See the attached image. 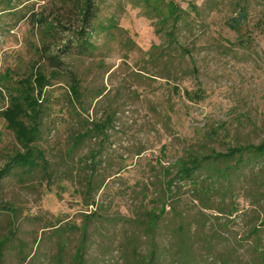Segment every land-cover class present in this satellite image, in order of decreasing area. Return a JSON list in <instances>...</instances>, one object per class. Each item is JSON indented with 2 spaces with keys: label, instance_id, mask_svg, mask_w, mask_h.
<instances>
[{
  "label": "rangeland",
  "instance_id": "374dc122",
  "mask_svg": "<svg viewBox=\"0 0 264 264\" xmlns=\"http://www.w3.org/2000/svg\"><path fill=\"white\" fill-rule=\"evenodd\" d=\"M99 4L96 51L78 58L62 53L79 25L71 0H0V171L25 151L8 111L21 104L31 115L36 99V146L51 172L15 169L0 181V264H58L60 243L64 264H72L85 227L88 264H124L119 248L131 233L141 255L154 239L171 257L179 222L195 264H264V158L233 164L231 176L223 164L191 180L179 176L191 153L264 142V0ZM242 8L248 21L234 31L227 21ZM47 56L66 71L51 68ZM193 64L198 74L189 75ZM106 120L104 136L76 147L85 127ZM149 211L164 212L154 238L129 226Z\"/></svg>",
  "mask_w": 264,
  "mask_h": 264
},
{
  "label": "trees",
  "instance_id": "16d2710c",
  "mask_svg": "<svg viewBox=\"0 0 264 264\" xmlns=\"http://www.w3.org/2000/svg\"><path fill=\"white\" fill-rule=\"evenodd\" d=\"M71 3L73 5V9L79 17V25L75 29H72L73 38L62 47V53L66 56H76L78 58L93 57L96 51L93 36L100 31V26L98 25V20L101 14L99 0H71ZM153 9L157 10V8ZM178 11L179 10H176L174 6L172 7L173 17L171 18L175 19L176 24L180 19ZM248 17L249 15L247 9L242 8L237 16H233L228 19V26L234 31H239L241 27L247 23ZM174 35H176L174 32L170 33V37H173ZM181 51L182 56L188 52L184 48H181ZM47 61L49 66L54 70L58 72H60V70L66 71L64 63L58 57L47 56ZM189 73V75L198 74L195 64H193L191 72ZM68 77L71 81V94L76 100H80L81 93L79 81L73 72H69ZM32 102L33 104L29 101L27 105L30 107L29 110L32 113L31 115H27L26 108L21 104H18V107L15 105L11 111H8L9 116L7 118L10 127L17 135V138L20 140L19 143L25 151L17 153L10 159L3 170L0 171V181L10 176L15 169L21 170L22 174L28 172L31 174L34 170L39 169L46 176L49 177L51 175L50 164L46 159L45 153L36 146L37 142L41 139L42 110L36 99H32ZM36 106L39 108H36ZM27 121L29 124L25 123ZM108 123L109 120H106L105 123L94 124L91 128L85 127V132L83 134H79L75 138L77 142L76 147L80 146L83 140L88 137L92 139H96L98 136L101 137L105 132H107ZM259 158H264V142L259 145L231 147L225 153H219L216 151H213L209 155L191 153L181 161L179 176L182 180H191L195 174H199L204 169L208 172L228 169L229 175L231 176L235 171L234 169H239L240 167L246 165V163H252L254 160ZM219 164L227 166L222 169L217 167ZM233 164H237L238 167L232 168ZM163 216L164 212L156 213L155 211H149L142 217H138L137 221H130L129 226H132V229H138L146 236H152L154 238L157 236L159 231H162V227L160 225L163 220ZM54 228L52 226H48L45 230ZM131 234V237H125L123 245L119 248L124 264L196 263L197 253L192 248L193 244L189 245L192 238L189 236L187 226L183 222H179L175 233L173 232L174 235H177V241L175 243L176 249L172 251L173 255L171 254V257H169L168 254L169 248L164 246V243L155 241L154 239L151 241L148 254L141 255L136 234ZM88 239L87 228L85 227L82 232L79 247L77 248L76 253L72 256V264H88L85 259V256H87L88 253ZM58 246L59 252L56 262L58 264H64V257L66 255L65 245L60 243ZM4 248L5 244L0 243V261L2 259ZM167 258L170 259L169 262L167 261ZM24 260L25 261H23L22 264H28L27 259ZM222 264L226 263L223 262Z\"/></svg>",
  "mask_w": 264,
  "mask_h": 264
}]
</instances>
